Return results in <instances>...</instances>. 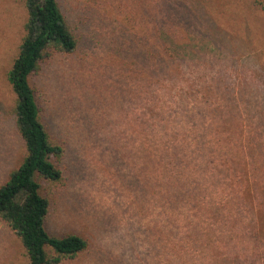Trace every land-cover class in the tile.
<instances>
[{"label": "rangeland", "instance_id": "374dc122", "mask_svg": "<svg viewBox=\"0 0 264 264\" xmlns=\"http://www.w3.org/2000/svg\"><path fill=\"white\" fill-rule=\"evenodd\" d=\"M58 4L76 49L49 52L28 80L50 142L63 148L61 179L37 180L49 203L45 229L88 242L61 264H174L175 209L166 216L161 208L160 154L158 142L144 136L141 85L167 64L160 47L172 44L177 62L203 66L198 75L207 90L237 113L250 168L264 166V0ZM26 19L23 0H0V186L26 156L6 80ZM220 136L229 139L223 131ZM258 218L264 232V214ZM0 264H28L19 239L1 221Z\"/></svg>", "mask_w": 264, "mask_h": 264}, {"label": "trees", "instance_id": "16d2710c", "mask_svg": "<svg viewBox=\"0 0 264 264\" xmlns=\"http://www.w3.org/2000/svg\"><path fill=\"white\" fill-rule=\"evenodd\" d=\"M23 1L24 36L6 80L16 97L15 126L26 156L0 186V221L19 239L28 264H61L85 251L88 242L76 235L54 237L45 229L49 203L37 180L61 179L63 148L50 142L28 80L49 52L73 53L77 41L58 0ZM160 50L167 64L141 85L143 130L146 139L158 142L161 208L166 216L175 209L174 264H264L258 218L264 214V166L250 168L237 113L207 90L204 75H198L203 66L177 62L172 44ZM226 115L228 127L221 129ZM222 131L229 139L222 141Z\"/></svg>", "mask_w": 264, "mask_h": 264}]
</instances>
